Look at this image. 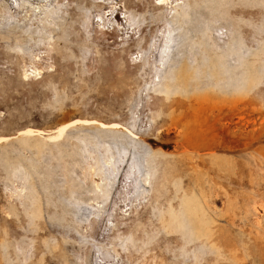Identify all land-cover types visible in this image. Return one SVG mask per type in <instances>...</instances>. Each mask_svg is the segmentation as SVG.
Returning a JSON list of instances; mask_svg holds the SVG:
<instances>
[{
    "label": "rangeland",
    "instance_id": "1",
    "mask_svg": "<svg viewBox=\"0 0 264 264\" xmlns=\"http://www.w3.org/2000/svg\"><path fill=\"white\" fill-rule=\"evenodd\" d=\"M0 264H264V0H0Z\"/></svg>",
    "mask_w": 264,
    "mask_h": 264
},
{
    "label": "bare ground",
    "instance_id": "2",
    "mask_svg": "<svg viewBox=\"0 0 264 264\" xmlns=\"http://www.w3.org/2000/svg\"><path fill=\"white\" fill-rule=\"evenodd\" d=\"M198 112V111H197ZM197 116V115H196ZM81 121H86V122H97V121H95V120H90V121H88V120H81ZM199 121V120H198ZM101 123V125H103V126H107V125H111V124H106V123H103V122H100ZM115 124V123H114ZM195 125V124H194ZM68 126H70V123H65V124H63L61 127L60 126H58V127H60L59 129H58V132H57V134L56 135H54L55 137H61V134H62V132L63 131H65V129L68 127ZM198 128V127H197ZM27 130H30V129H27ZM199 131H200V129H199ZM65 133V132H64ZM55 140V139H54Z\"/></svg>",
    "mask_w": 264,
    "mask_h": 264
}]
</instances>
